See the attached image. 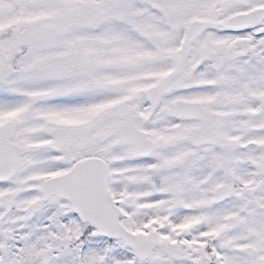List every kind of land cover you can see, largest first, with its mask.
I'll list each match as a JSON object with an SVG mask.
<instances>
[{
  "label": "snow or ice",
  "instance_id": "6c2138e0",
  "mask_svg": "<svg viewBox=\"0 0 264 264\" xmlns=\"http://www.w3.org/2000/svg\"><path fill=\"white\" fill-rule=\"evenodd\" d=\"M0 264H264V0H0Z\"/></svg>",
  "mask_w": 264,
  "mask_h": 264
}]
</instances>
